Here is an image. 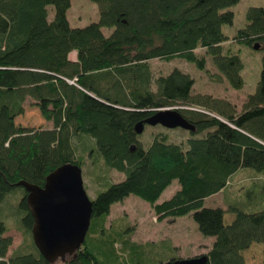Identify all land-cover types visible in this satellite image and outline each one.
Here are the masks:
<instances>
[{
    "label": "trees",
    "instance_id": "16d2710c",
    "mask_svg": "<svg viewBox=\"0 0 264 264\" xmlns=\"http://www.w3.org/2000/svg\"><path fill=\"white\" fill-rule=\"evenodd\" d=\"M91 1L98 4V21L74 27L68 19L72 0H0V264H149L148 245L125 239L129 257H120L116 238L104 227L112 205L130 195L152 205L158 220L191 215L201 234L214 238L207 264H247L243 252L264 244V193L241 206L228 200L227 210L207 207L205 200L245 169L256 172L247 173L251 179L264 177V53L257 88L239 115L196 99L194 79L177 68L154 80L149 64L181 58L205 70L206 58L196 53L201 47L219 71L214 77L243 88L244 63L225 50L230 37L224 32L234 24L230 7L240 0ZM234 40L258 43L264 52V7L248 8ZM28 98L52 128L16 124ZM175 104L184 105L178 110L195 130L185 143L157 133L146 145L136 124ZM82 135L91 136L105 165L125 178L93 199L91 226L76 253L51 263L34 243V217L21 183L43 186L61 165L83 167L72 146ZM174 182L178 189L159 202ZM20 189L13 213L24 241L8 256L13 237L6 218L13 213H4L2 204ZM227 211L234 215L229 224Z\"/></svg>",
    "mask_w": 264,
    "mask_h": 264
},
{
    "label": "rangeland",
    "instance_id": "374dc122",
    "mask_svg": "<svg viewBox=\"0 0 264 264\" xmlns=\"http://www.w3.org/2000/svg\"><path fill=\"white\" fill-rule=\"evenodd\" d=\"M253 6L264 7V0H240L232 7L235 14L234 24L225 25L224 32L230 37L225 43V50L230 49L234 54H238L244 63L242 75L244 77V86L241 89H234L227 80H218L214 75L219 74L213 63L212 56L204 48H198L196 53L206 58L207 64L205 70H200L194 63L181 58L172 60L152 59L149 61L154 80L161 75H168L175 68L189 74L195 81L192 95L200 101L209 103L210 106L223 107L227 111H233L236 115L243 112L244 105L248 96L255 92L262 70L263 50L260 48L249 47L246 44L238 43L234 40L237 31L246 25V12ZM50 9V19L53 18L54 8ZM98 4L91 0H72L68 10V19L74 27H84L91 22L98 21ZM110 33L109 29L104 30ZM156 89V84L152 85ZM208 99V100H207ZM217 101L218 104L215 102ZM220 103V104H219ZM173 108H183L182 104L172 105ZM195 107L207 110L209 114L219 116L218 113L208 110L204 106L195 105ZM24 113L16 118V124L25 127L34 128H52V122L46 120L34 101L28 98L24 104ZM223 118V117H221ZM166 134L169 141L175 143H185L191 135L189 130L183 128L169 129L160 124L152 126L146 125L140 139L147 145L157 134ZM75 158L83 162L82 174L84 187L91 199H95L100 191L107 189L112 183L119 182L125 178V175L115 169L105 165L101 156L96 152L95 141L91 136H75L72 139ZM246 172V173H245ZM248 172L256 173L252 169H245L230 180L227 189L209 199V204H220L226 206L228 200H237L240 204L251 198H259L264 192V177L260 180L248 177ZM264 176V175H263ZM178 183L174 182L164 193L159 202L170 198L178 189ZM14 191L7 195L4 204V213L12 214L15 210L21 192ZM23 191V190H22ZM227 208V207H226ZM226 210V209H225ZM234 215L227 211L225 213V223L232 222ZM10 227L8 235L13 237L11 249L20 246L24 237L19 230L18 216L13 213L6 218ZM106 232L111 237H115L117 254L120 257L128 258L129 252L123 248V241H129L148 245L147 250L151 261L149 264H159L166 262L171 258H192L202 254H207L214 243L213 237H206L198 230L197 224L191 215L183 217H169L164 220H158V216L148 202L137 196L130 195L121 202L114 203L110 214L104 222ZM126 231V232H125ZM146 250V249H145ZM247 264H263L264 262V244H253L249 249L243 252Z\"/></svg>",
    "mask_w": 264,
    "mask_h": 264
},
{
    "label": "water",
    "instance_id": "95a60500",
    "mask_svg": "<svg viewBox=\"0 0 264 264\" xmlns=\"http://www.w3.org/2000/svg\"><path fill=\"white\" fill-rule=\"evenodd\" d=\"M254 48H260L258 43ZM162 125L169 129L194 131L178 108H163L136 124L137 133L145 125ZM82 167L76 163L59 166L46 177L43 186L22 182L27 191L28 208L34 217L33 239L40 253L51 263L73 255L84 243L91 226L93 199L84 187ZM202 254L192 258H176L159 264H207Z\"/></svg>",
    "mask_w": 264,
    "mask_h": 264
},
{
    "label": "crops",
    "instance_id": "0c3cea01",
    "mask_svg": "<svg viewBox=\"0 0 264 264\" xmlns=\"http://www.w3.org/2000/svg\"><path fill=\"white\" fill-rule=\"evenodd\" d=\"M70 58L73 60V61H75V60H77V52L76 51H73L72 53H70ZM236 175V174H235ZM234 175V176H235ZM233 178V177H232ZM231 178V179H232ZM179 187V186H178ZM177 187V188H178ZM169 188V187H168ZM167 188V189H168ZM166 189V190H167ZM227 189V188H226ZM225 189V190H226ZM224 190V191H225ZM221 192H223V191H221ZM220 193V192H219ZM219 193H217V194H219ZM217 194H214V195H212V196H210V197H208L206 200H205V205L207 206V207H217V206H220V207H222L223 209H226L227 210V203H226V206L224 207V206H222V205H220V204H209L208 203V201H209V199L211 198V197H213V196H216ZM162 197V196H161ZM160 201V200H159ZM12 247H10V249H9V252H8V256H10V255H12V253L15 251V249H11Z\"/></svg>",
    "mask_w": 264,
    "mask_h": 264
}]
</instances>
